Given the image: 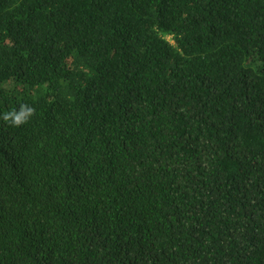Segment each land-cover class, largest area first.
Returning a JSON list of instances; mask_svg holds the SVG:
<instances>
[{"label": "trees", "instance_id": "obj_1", "mask_svg": "<svg viewBox=\"0 0 264 264\" xmlns=\"http://www.w3.org/2000/svg\"><path fill=\"white\" fill-rule=\"evenodd\" d=\"M0 264H264V0H0Z\"/></svg>", "mask_w": 264, "mask_h": 264}, {"label": "clouds", "instance_id": "obj_2", "mask_svg": "<svg viewBox=\"0 0 264 264\" xmlns=\"http://www.w3.org/2000/svg\"><path fill=\"white\" fill-rule=\"evenodd\" d=\"M34 108L26 104H22L18 111L13 110L3 115V120L10 122L13 126H20L34 114Z\"/></svg>", "mask_w": 264, "mask_h": 264}]
</instances>
